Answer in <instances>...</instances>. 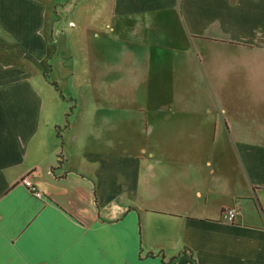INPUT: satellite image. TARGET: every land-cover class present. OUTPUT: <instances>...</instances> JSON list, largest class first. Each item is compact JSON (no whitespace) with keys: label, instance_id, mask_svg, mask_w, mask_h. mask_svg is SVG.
Returning a JSON list of instances; mask_svg holds the SVG:
<instances>
[{"label":"crops","instance_id":"0c3cea01","mask_svg":"<svg viewBox=\"0 0 264 264\" xmlns=\"http://www.w3.org/2000/svg\"><path fill=\"white\" fill-rule=\"evenodd\" d=\"M66 12L79 23L69 80L88 101L63 128L72 104L45 60ZM263 58L264 0H0V264H264V116L221 108L207 148L224 129L227 151L214 154L196 119L208 106L174 105L145 120L147 145L117 147L140 110L126 92L179 85L183 68L203 89L225 62Z\"/></svg>","mask_w":264,"mask_h":264},{"label":"rangeland","instance_id":"374dc122","mask_svg":"<svg viewBox=\"0 0 264 264\" xmlns=\"http://www.w3.org/2000/svg\"><path fill=\"white\" fill-rule=\"evenodd\" d=\"M103 5H106V2H104ZM68 13L69 12H66L65 15L60 18V28L62 29L63 33V36H61L62 40L57 44V48H55L51 44V47L48 49L47 58L45 60V69L47 71V78L50 80H57L59 87H61L65 92L66 99L63 100L64 104L68 103L69 106L71 104L76 106L78 104L82 105L83 101H88V97L83 99V96L88 90V87H86V83L83 82V79H81L80 82H78L76 85L70 83L69 80V62L72 51H70V47L68 45L67 34L71 31L77 32L79 23H77L74 14H71V12L69 14ZM51 16L53 15L51 14ZM70 20L74 21V23H69ZM81 32V35L83 37L84 31ZM85 36L86 38H88V36L90 35L85 34ZM96 47L102 49V46L100 45ZM104 50L105 53L104 55H102V58L108 59L113 52V49L109 47L108 50ZM107 54L108 56L106 57ZM74 56H77V52ZM79 57L81 58L82 55H79ZM176 60H178V58H176ZM230 61L225 62L224 64L219 66L221 67L220 71L215 74L214 77H212L213 79H202L203 89H201V86H199L201 85L200 80L196 81V79L194 78H190L188 76L187 78L185 77V75L188 74L187 69L181 66L179 69H183L179 75V81L181 82L179 85L174 79H166V86L162 88H151L150 91L147 90L145 94L141 93L135 98L126 92L125 97H123L124 106L129 107L131 104H134L135 108H139L140 110H133L132 112L134 114H132L131 112L124 115L122 121L125 129V142L123 143V145L118 144V149L120 150L123 147L126 152H132L134 146L136 145V139H139L142 145H147L148 135L144 127L145 120L148 123L149 117L152 119L155 117H159L161 114L167 115L169 112H172V108L174 105L177 106L180 104H193L204 107L208 106V109L212 111L211 114L203 111L196 117L199 122H203L201 124H205L201 125L200 127L202 137L200 141V148L202 152L204 150L205 144L207 148L208 140L212 139L213 131L208 127V124L213 125V121H215V118L210 119V117L217 116L218 118L216 119L219 122L223 120V115L220 111L221 108L224 107L227 112H231L233 109L239 111L240 109L249 106V112L263 119L264 58L259 63V65L253 64L251 66H248L247 69L245 60H241L240 62H237V64L233 62L232 67L230 65ZM82 62L84 63V65L86 64L85 53L82 57ZM83 66H77L75 69V74H81L80 71H82ZM235 67H237V69H235ZM99 68L102 69L101 66H99ZM209 68L210 72L208 73H211V68H213V65H210ZM231 72L233 73L231 74ZM174 81L175 83H173ZM99 83L100 82L98 81L88 83L89 89H96V92H98L99 94ZM169 83H171L170 86ZM48 87L51 91H55L53 86ZM70 93L72 94L71 96L73 98L69 97ZM70 98L73 99V102L70 101ZM116 100L118 99H114V101ZM104 101L111 102L108 99H104ZM159 106L161 109L158 108ZM138 113L139 116L137 115ZM137 123H141V126L138 129L136 127H133V125L136 126ZM224 133V129L219 131L218 138L216 139L215 149L213 150L210 147L208 151L207 148V152L214 154H224L227 151L228 138ZM205 137H207L206 141Z\"/></svg>","mask_w":264,"mask_h":264},{"label":"built area","instance_id":"2783aa9c","mask_svg":"<svg viewBox=\"0 0 264 264\" xmlns=\"http://www.w3.org/2000/svg\"><path fill=\"white\" fill-rule=\"evenodd\" d=\"M21 183L28 188L33 194L34 196L38 197V198H42L43 197V193L41 191H39L37 189V187L33 184V182L28 178V177H24L21 180ZM228 215V220L232 221L234 217L237 216V211L234 208L228 209L227 213Z\"/></svg>","mask_w":264,"mask_h":264},{"label":"snow or ice","instance_id":"6c2138e0","mask_svg":"<svg viewBox=\"0 0 264 264\" xmlns=\"http://www.w3.org/2000/svg\"><path fill=\"white\" fill-rule=\"evenodd\" d=\"M48 264H104V262H59L50 261Z\"/></svg>","mask_w":264,"mask_h":264},{"label":"trees","instance_id":"16d2710c","mask_svg":"<svg viewBox=\"0 0 264 264\" xmlns=\"http://www.w3.org/2000/svg\"><path fill=\"white\" fill-rule=\"evenodd\" d=\"M18 48L22 50V48H20V46H18ZM30 56H31V55H30ZM52 84L54 85V87H56V84H55V83H52ZM70 100H72V99H70ZM73 107H74V105L72 104V105L70 106V108H69L67 114H66V121H65V124L63 125V128H66V127L69 125V122H70L69 117H70V115H71V112H72V110H73Z\"/></svg>","mask_w":264,"mask_h":264}]
</instances>
